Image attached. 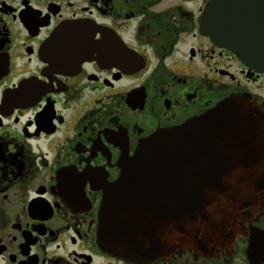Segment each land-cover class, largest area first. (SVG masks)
I'll list each match as a JSON object with an SVG mask.
<instances>
[{
    "label": "flooded vegetation",
    "instance_id": "1",
    "mask_svg": "<svg viewBox=\"0 0 264 264\" xmlns=\"http://www.w3.org/2000/svg\"><path fill=\"white\" fill-rule=\"evenodd\" d=\"M213 1L0 0V264H136L100 246L121 159L230 99L264 125V73L204 29ZM260 195L233 239L154 264H264Z\"/></svg>",
    "mask_w": 264,
    "mask_h": 264
},
{
    "label": "water",
    "instance_id": "2",
    "mask_svg": "<svg viewBox=\"0 0 264 264\" xmlns=\"http://www.w3.org/2000/svg\"><path fill=\"white\" fill-rule=\"evenodd\" d=\"M202 24L215 30L218 45L264 73V0H214ZM119 165L100 209V246L154 264L178 248L233 239L228 230L264 190V125L243 99H230L144 140Z\"/></svg>",
    "mask_w": 264,
    "mask_h": 264
}]
</instances>
